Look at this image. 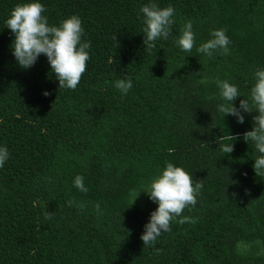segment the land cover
Returning a JSON list of instances; mask_svg holds the SVG:
<instances>
[{
    "label": "trees",
    "instance_id": "obj_1",
    "mask_svg": "<svg viewBox=\"0 0 264 264\" xmlns=\"http://www.w3.org/2000/svg\"><path fill=\"white\" fill-rule=\"evenodd\" d=\"M22 2L0 0V145L10 153L0 168V264H264V175L244 139L257 113L241 110L239 123L216 109V80L237 85L235 106L251 105L253 74L264 68V0H154L175 15L151 48L139 11L150 0H41L50 25L82 21L90 59L75 89L59 88L43 54L28 69L17 64L4 21ZM186 21L196 36L188 52L175 43ZM220 28L228 51L198 53ZM119 78L132 81L126 95ZM230 135L227 154L220 145ZM166 162L203 187L181 213L190 220L177 217L144 246L158 205L139 190ZM78 174L87 191L73 186Z\"/></svg>",
    "mask_w": 264,
    "mask_h": 264
},
{
    "label": "clouds",
    "instance_id": "obj_2",
    "mask_svg": "<svg viewBox=\"0 0 264 264\" xmlns=\"http://www.w3.org/2000/svg\"><path fill=\"white\" fill-rule=\"evenodd\" d=\"M143 13V34L146 48L154 46L157 39H167L170 27L174 23L175 9L170 4L167 7H159L154 0L140 7ZM45 12V5L41 0H24L17 3L11 10L4 23L14 34L11 44L12 54L17 64L28 69L35 64L38 57L46 56L51 71L55 73L59 82V88L75 89L86 71L87 62L90 59L89 43L82 40L84 28L78 15L72 14L62 19L58 25L49 24ZM196 36L191 21H186L180 31L176 45L185 52L191 51ZM230 39L223 28L213 29L210 39L196 47L198 53L209 57L217 49L228 51ZM255 83L250 89L251 105L247 99H241L239 107L232 101L241 96L237 85L227 80H216L219 89V97L224 101L216 105L217 111L225 117L234 116L239 123L244 122V112L257 113L253 117V128L244 133V139L251 141L259 155L254 159L252 165L256 175H264V68L254 72ZM121 95H126L132 88L130 79L119 78L114 82ZM43 95H49L45 90ZM230 143L221 144L224 153L233 151L232 141L234 136L230 135ZM10 153L6 146L0 145V168L4 167L9 160ZM84 177L76 175L73 186L80 191H87L83 183ZM203 185L197 181L193 183L192 175L182 166L166 162L165 166L154 176L143 190L158 206L150 213L148 221L144 225L141 240L144 246H153L163 232L170 230V222L180 217L179 223H185L190 218L181 216L185 207L195 206L197 197ZM138 193V195H139ZM138 195L133 198V203ZM132 203V204H133ZM98 207V206H97Z\"/></svg>",
    "mask_w": 264,
    "mask_h": 264
}]
</instances>
